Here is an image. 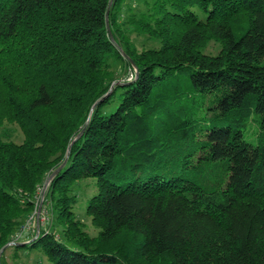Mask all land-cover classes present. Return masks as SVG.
<instances>
[{"label": "trees", "instance_id": "trees-1", "mask_svg": "<svg viewBox=\"0 0 264 264\" xmlns=\"http://www.w3.org/2000/svg\"><path fill=\"white\" fill-rule=\"evenodd\" d=\"M6 124L24 140L0 132V252L71 146L44 193L50 228L16 250L264 264V0H0Z\"/></svg>", "mask_w": 264, "mask_h": 264}, {"label": "rangeland", "instance_id": "rangeland-1", "mask_svg": "<svg viewBox=\"0 0 264 264\" xmlns=\"http://www.w3.org/2000/svg\"><path fill=\"white\" fill-rule=\"evenodd\" d=\"M138 45H145V47H157L158 45L156 44V42L151 41L148 39V37L144 36L141 37L138 41H137ZM206 49H205V53L207 55H217L220 50H221V46L215 42V41H209V43L206 45ZM1 134L2 137L5 140H11L14 141L16 143H21L24 140V135L23 132L20 130V128L17 125H11V124H6L4 125V127L1 129ZM45 193H46V189L47 188H43ZM86 191L89 193L90 189L87 187ZM44 194V193H43ZM44 199H45V194H44ZM87 199L86 197H83L81 199V203L85 202ZM44 206V204H43ZM42 207L41 209V214L40 217L38 219V215H39V207L35 212V217L32 219V221L27 222L25 224V227H27L26 231L24 233H22V236L17 239L15 242L16 245L13 246H19V245H24L25 243H29L31 242V238L33 237V234H35L34 232H36V230L38 229V224L40 226V228H50L48 226V224H50V212H49V208L47 207ZM39 221H38V220ZM86 223V230L91 236H97L99 230L96 229L90 220H85ZM19 235V234H18ZM18 237V236H17ZM23 240L25 243H23ZM22 242V243H20ZM25 244V245H26ZM7 250V251H6ZM5 251L7 252V257L5 261V264H49L47 258H45V256L41 253L32 251L30 252L29 249L26 248H20L19 250H16L14 247L9 246ZM4 251V252H5ZM15 253H18V257H15Z\"/></svg>", "mask_w": 264, "mask_h": 264}, {"label": "water", "instance_id": "water-1", "mask_svg": "<svg viewBox=\"0 0 264 264\" xmlns=\"http://www.w3.org/2000/svg\"><path fill=\"white\" fill-rule=\"evenodd\" d=\"M112 3V2H111ZM110 8H111V4H110V7L108 8V11H106L107 12V15H106V25H107V30H108V33H109V38L111 39V41L115 44V39H114V37H113V34H112V31H111V27H110V22H109V11H110ZM124 56L125 57H127L126 56V54H124ZM128 58V57H127ZM131 61V63L133 64V66H134V68H135V70H136V72L138 73V69H137V67H136V65L134 64V62L132 61V60H130ZM82 133L83 132H81L76 138H75V140H77V139H79L80 137H81V135H82ZM75 140H73V141H75ZM74 143V142H73ZM72 143V144H73ZM70 152H71V146L69 147V149H68V152H67V156H66V159L64 160V162H63V164L61 165V167H58V169L53 173V174H51L50 175V177H49V179L47 180V182H46V184H45V188H47L48 186H49V184L51 183V180H53V178L59 173V171L61 170V169H63L62 167H64L66 164H67V161H68V159H69V157H70ZM43 204H44V198L42 199V201H41V203H40V206H39V215H38V217H40V214H41V209H42V207L41 206H43ZM40 229V226H39V224H38V230ZM39 234V233H38ZM37 234V235H38ZM13 245H16V243H10V244H8L7 246H4V248L1 250V252H0V264H1V257H2V254L4 253V251L9 247V246H12L13 247Z\"/></svg>", "mask_w": 264, "mask_h": 264}, {"label": "built area", "instance_id": "built-area-1", "mask_svg": "<svg viewBox=\"0 0 264 264\" xmlns=\"http://www.w3.org/2000/svg\"><path fill=\"white\" fill-rule=\"evenodd\" d=\"M43 193H45L44 189H43V188H40L39 193H37L38 197H37V208H36V210L38 209V207L40 206V203H41L42 199L44 198V194H43ZM35 212H36V211H35ZM34 217H35V214H34V216H33L31 219L28 220V222L32 221V219H33ZM38 219H39V217H38ZM38 219H37V220H38ZM38 221H39V220H38ZM26 229H27V227L24 226V228H23V230H22V233L25 232ZM21 236H22V234L19 233L17 239H19Z\"/></svg>", "mask_w": 264, "mask_h": 264}]
</instances>
